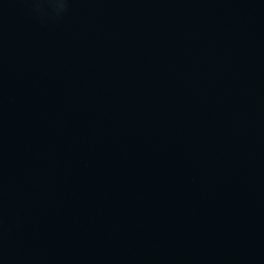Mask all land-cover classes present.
Segmentation results:
<instances>
[{
  "label": "water",
  "instance_id": "95a60500",
  "mask_svg": "<svg viewBox=\"0 0 264 264\" xmlns=\"http://www.w3.org/2000/svg\"><path fill=\"white\" fill-rule=\"evenodd\" d=\"M0 264H264V0H0Z\"/></svg>",
  "mask_w": 264,
  "mask_h": 264
},
{
  "label": "clouds",
  "instance_id": "9594fccd",
  "mask_svg": "<svg viewBox=\"0 0 264 264\" xmlns=\"http://www.w3.org/2000/svg\"><path fill=\"white\" fill-rule=\"evenodd\" d=\"M60 7L63 9V8H65V7H66V4H64V3H61Z\"/></svg>",
  "mask_w": 264,
  "mask_h": 264
}]
</instances>
